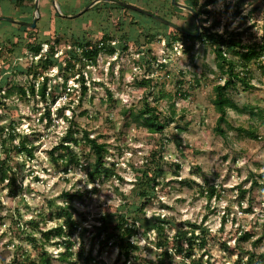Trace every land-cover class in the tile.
Segmentation results:
<instances>
[{"label": "rangeland", "instance_id": "rangeland-1", "mask_svg": "<svg viewBox=\"0 0 264 264\" xmlns=\"http://www.w3.org/2000/svg\"><path fill=\"white\" fill-rule=\"evenodd\" d=\"M89 1L56 0L59 14L51 0H39L35 26L26 30L0 20V128H4L0 130V165L10 166L7 172L15 176L11 184L1 179L0 167V264H26L38 258L27 234L38 239L41 230L63 222L61 193L65 190L82 192L69 207L78 221L70 240L79 262L91 255L89 264H163L158 255L167 248L175 253L174 264H194L191 258L200 255L203 264H234L239 256L246 259V250L253 252L252 264H264V179L259 175L264 173V53L246 64L248 88L236 81L227 89L239 108L227 107V120L221 122L225 133L219 134L214 129L219 112L212 101L213 85L222 83L224 75L215 64L213 45L196 39L187 43L191 47L182 41L167 46L169 27L103 0L69 16ZM126 1L194 29L191 13L175 9L170 0ZM205 2L198 0L199 8L207 10L198 15L201 26L210 31H238L236 37L244 43L262 40L264 0ZM30 4L17 7L15 0H0V15L30 20ZM102 35L115 45L113 52L101 49L95 63L65 65L68 58L74 61L65 51L72 40H95ZM124 40L128 47L122 50ZM37 42L42 50L34 55L30 44ZM51 45L53 62L43 68L37 61ZM226 50L227 56L240 60L231 48ZM161 62L165 65L160 66ZM236 69H242L240 63ZM33 71L42 75L35 77ZM80 74L87 86L84 94ZM43 76L51 89L45 98L17 91V85L32 80L40 85ZM146 78L151 79L149 83L142 81ZM146 105L156 107L159 120L165 122L162 130L150 131L141 117H135ZM11 127L27 134L33 144L31 157L11 148L20 136L17 133L10 140L6 132ZM68 130L76 141L64 139ZM85 130L106 146V168L92 180L87 172L94 154L84 140ZM5 146H10L9 153ZM71 153L77 162L72 160L65 168L63 159ZM150 168L155 171V184H147L142 176ZM210 186L215 191L208 196ZM108 213L109 224L124 213L135 220L131 237L135 247L128 255L111 241L106 245L98 241L96 226ZM157 216L170 220L161 233L151 225ZM185 220L209 230L206 247L195 245L191 257L184 256L185 244L181 253L175 250L174 223L185 228ZM241 230L253 235L239 242V254L234 245ZM260 235L261 240L252 244ZM64 241L60 237L45 244L53 264H65L57 257ZM80 249L83 253L78 257Z\"/></svg>", "mask_w": 264, "mask_h": 264}, {"label": "trees", "instance_id": "trees-1", "mask_svg": "<svg viewBox=\"0 0 264 264\" xmlns=\"http://www.w3.org/2000/svg\"><path fill=\"white\" fill-rule=\"evenodd\" d=\"M149 0H147L148 2ZM214 0H206L204 5L210 3ZM187 4L191 5L197 12L198 15H201L203 11L199 8L198 0H186ZM31 3V4H30ZM15 4L17 7L20 6H26V5H32L33 6V0H15ZM113 6H119L122 8H126L125 6H120L117 4H112ZM173 7L177 10H182V8H179L177 6ZM128 9V8H127ZM187 12V11H186ZM189 13V12H188ZM190 14V13H189ZM191 17H193L192 14H190ZM23 18V17H22ZM25 18V17H24ZM23 18V19H24ZM156 21V20H155ZM160 25L169 27L171 30L166 35V45L173 47L174 43L177 41H182L187 47H191L192 44L189 46L187 45L188 42H193L196 39H200L203 42H209L211 45H213V50L216 57V66L221 71L222 75H224V80L222 83L218 82L213 85L214 90V97H213V103L215 104L216 109L219 112V116L217 117L216 125L214 126V129L219 134H224V128L221 125L222 121H226L227 117V107L232 108H239L236 102H234L231 97L228 95L227 89L229 86H233L236 84V81H240L244 84V88H248L250 86L249 80L245 77L246 74V64L247 62L251 61L252 59H259V57L264 53V35L262 40H254L252 43H244L240 40L238 37V31L234 30H224V32H218V31H210V28L208 26H205L202 24L201 29L197 35L195 34H189L181 32L175 28H172L162 22L156 21ZM12 23V22H11ZM16 25L18 29L26 30L29 28L28 26H24L21 24L13 23ZM194 29L189 30L194 32L195 31V24L193 22ZM183 27V26H182ZM186 29V28H185ZM146 35H153V33L148 32ZM237 36V37H236ZM111 39L107 37V35H102L98 37L95 40L87 39L85 41H80L78 39L72 40L69 43V47L65 50L67 53H70V56L73 57L74 61H72L70 58L65 60V65L68 67H74L75 61L80 62L82 65H85V63H95L96 56L98 52L101 49L108 50L109 53L113 52L115 49V45L110 44ZM121 49H126L128 47V42L124 40L120 43ZM226 46V48H225ZM232 49L233 54L238 55L240 60H235L229 56H227V50L226 49ZM30 49L35 54H40L42 50L41 42L37 43H31ZM138 49V48H137ZM150 49H147V52L149 53ZM44 57L41 59L40 55L39 59L37 61V64H40L43 68L48 67L49 64L53 62V53L54 45H51L49 49H46L43 51ZM239 63L242 66V69H236V66L239 65ZM61 65V63H59ZM165 65L164 62L160 63V66ZM31 67V66H29ZM39 74H41V71H33V75L37 77ZM74 72L72 73V75ZM42 75V74H41ZM81 75V74H80ZM47 76H43V80L40 85L35 86V82L32 80L27 85H17V91L21 95H25L26 93L35 95L39 94L41 97H46L51 92V89H47ZM67 76H65V79L62 82V85H65ZM79 81H81V92L84 94L86 92L87 86L85 84V79L81 75L78 78ZM151 79L146 78L142 81L145 83H149ZM178 91H181L180 88H178ZM181 93V92H180ZM6 96V93L3 94ZM183 95H185V92L183 91ZM54 100V97L52 98ZM48 113V112H47ZM135 117H141L143 123L148 127L150 131H158L162 130L164 127V121H160L158 118V112L155 106H145L144 110H141L139 114H135ZM1 132L4 130V128H0ZM7 137L10 140H13L18 135L16 130L11 127L7 130ZM248 133L252 135V137H257V134H255V131L253 129H249ZM70 134H72L71 130L66 131V134L64 136V139L66 138H72L76 141L75 138H73ZM19 139L16 143L12 144L11 148L16 149L17 152H25L26 155L31 157L33 155V144L32 142L27 138V134H20L19 133ZM83 137L85 142L88 143L89 147L91 148L93 154H94V160H93V166L90 170H88L87 174L90 178V180L94 179L97 176H100L102 172L105 170V159H104V153L106 151V146L104 142H99L95 137L89 136L88 132L85 130L83 131ZM8 140L4 139L3 141ZM61 146L67 147L68 144H64L63 142L60 143ZM9 148L5 146V151L9 153ZM72 150H70L71 152ZM73 153H71L70 156H68L66 159H63L65 168H67V165L74 160L77 162V159H75ZM177 167H179L178 164H176ZM1 167V179H9V183H13L15 181L14 174H8L7 169H10L11 167L7 166ZM142 171V176L144 177L147 184H155L157 183L155 180V171L153 168H150ZM262 179H264V173L259 174ZM187 181V180H184ZM214 187L210 186L208 190L206 191L208 196H211L214 193ZM242 193L245 191L244 189H241ZM141 194H145V192H141ZM62 197L64 198V205L61 206V211L64 214L63 222L60 224H57L55 226H51L49 228H46L44 230H41V237L35 238L31 236V233L27 234L28 239L34 244V246L37 249L38 252V258L36 260H29L26 262V264H53L52 263V253L46 248V243L49 242L51 239L54 238H60L63 237L65 239L64 243V249L61 250L58 254V259L60 261H63L65 264H89L90 260L93 258L91 255H87L84 257L83 262H79L77 257L75 256L74 251L72 250V242L70 240L71 234L76 230L78 221L73 218L72 212L69 210V207L71 206V201L74 198H81L82 192L79 190L75 191H62L61 193ZM249 209V208H248ZM111 214H104L101 218V222L99 225L96 226L97 228V237L98 241L102 243V245H106L108 241H111L114 245H117L119 247L120 253H125L128 255L129 250L132 247H135L131 237L136 232V226H135V220L130 218L129 213L120 214L113 224L107 223L109 220V216ZM131 221V222H129ZM147 221V220H146ZM170 221L167 218H160L156 217V220L152 221V226L156 227L158 232H162L164 229V223ZM37 224V222H35ZM174 223V222H173ZM186 224V227L183 228L182 224H176L174 223L176 227V232L174 234L175 238L177 239V244L175 246V250L180 252L183 250L184 246V256L191 257L192 250L195 245L199 248H205L207 244V233L209 230L205 226H203L201 223H195L190 220H185L183 222ZM103 233L104 236H103ZM253 233L248 230H241L240 233L236 237V243L234 245L235 249L238 250V253L240 254L241 250H239V242L241 240H248L252 237ZM262 236H257L256 238L251 240V243L256 245L260 240ZM55 244L58 243V240H53ZM38 245L39 248H38ZM221 245L223 247L228 248V245L225 243V241H221ZM78 257L82 255V250L78 251ZM248 256L245 260L242 259V256H239L234 264H252V258H253V252L252 250H246L245 251ZM175 256V253L168 252L167 248L161 250L159 253V261L163 264H174L172 257ZM191 261L194 264H203L201 260V255L198 258H191ZM132 264H146L145 261L138 262V263H132ZM178 264V263H176Z\"/></svg>", "mask_w": 264, "mask_h": 264}, {"label": "water", "instance_id": "water-1", "mask_svg": "<svg viewBox=\"0 0 264 264\" xmlns=\"http://www.w3.org/2000/svg\"><path fill=\"white\" fill-rule=\"evenodd\" d=\"M100 0H90L89 2H87L80 10L72 13V14H69V16H77L79 15L80 13L84 12L87 8L91 7L93 4H95L96 2H98ZM103 1H107V2H112L114 4H117V5H120V6H125L127 8H131L133 10H136V11H139L141 13H144V14H147L149 16H151L152 18L172 27V28H175L181 32H184V33H189V34H195L197 35L201 29V25H200V22H199V16L196 12V10L189 4H186L184 2H181L179 0H171V2L179 7V8H183V9H186L188 10L192 15H193V18H194V23H195V31L192 32V31H189L187 29H185L184 27H182L181 25H179L178 23L170 20L169 18H166L156 12H153L151 10H148L146 8H143L139 5H136L132 2H128L126 0H103ZM51 3L52 5L54 6V9L56 12H58L59 14L61 13L59 7H58V4L56 2V0H51ZM38 7H39V0H33V11H32V16H31V19L30 20H26V19H23V18H14V17H9V16H3V15H0V20L4 19V20H8L12 23H17V24H21V25H24V26H30V27H33L35 26V22H36V18L39 16V12H38Z\"/></svg>", "mask_w": 264, "mask_h": 264}, {"label": "flooded vegetation", "instance_id": "flooded-vegetation-1", "mask_svg": "<svg viewBox=\"0 0 264 264\" xmlns=\"http://www.w3.org/2000/svg\"><path fill=\"white\" fill-rule=\"evenodd\" d=\"M171 1V0H170ZM172 3V2H171ZM167 18V17H166ZM160 22V21H159Z\"/></svg>", "mask_w": 264, "mask_h": 264}, {"label": "clouds", "instance_id": "clouds-1", "mask_svg": "<svg viewBox=\"0 0 264 264\" xmlns=\"http://www.w3.org/2000/svg\"><path fill=\"white\" fill-rule=\"evenodd\" d=\"M210 10H211V7H210Z\"/></svg>", "mask_w": 264, "mask_h": 264}]
</instances>
